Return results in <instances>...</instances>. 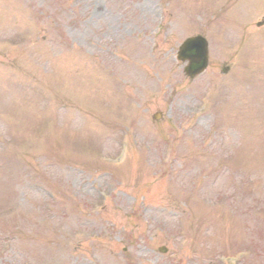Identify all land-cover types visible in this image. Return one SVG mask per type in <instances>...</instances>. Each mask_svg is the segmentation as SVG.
I'll return each mask as SVG.
<instances>
[{"label": "rangeland", "instance_id": "374dc122", "mask_svg": "<svg viewBox=\"0 0 264 264\" xmlns=\"http://www.w3.org/2000/svg\"><path fill=\"white\" fill-rule=\"evenodd\" d=\"M261 22L264 0H0V264H264Z\"/></svg>", "mask_w": 264, "mask_h": 264}, {"label": "water", "instance_id": "95a60500", "mask_svg": "<svg viewBox=\"0 0 264 264\" xmlns=\"http://www.w3.org/2000/svg\"><path fill=\"white\" fill-rule=\"evenodd\" d=\"M207 44L201 38L189 40L181 47L178 60H189L188 67L185 68V74L194 79L201 74L207 66Z\"/></svg>", "mask_w": 264, "mask_h": 264}]
</instances>
